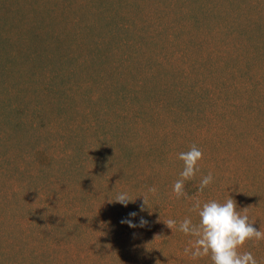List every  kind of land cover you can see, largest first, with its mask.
<instances>
[{"label":"trees","instance_id":"16d2710c","mask_svg":"<svg viewBox=\"0 0 264 264\" xmlns=\"http://www.w3.org/2000/svg\"><path fill=\"white\" fill-rule=\"evenodd\" d=\"M67 1L70 6L78 0ZM91 1L103 6L102 3L114 4L120 0H79L73 14L80 16L75 22H80V27L77 30L74 26L67 33H55L46 18L37 13L39 2L28 5L20 16L25 18L21 24L12 25L5 20V30H0L1 41L5 31L8 33L12 26H20V32L28 36L25 57L30 60V67L40 69L51 59L52 43L55 44L53 53L62 52L56 59L59 66L70 67L66 77L58 74L69 85L61 92L56 91L60 102L48 100L46 108L35 110V122L26 119L23 112L27 93L40 89L30 87L31 78L21 67L7 66L13 58L10 52H2L0 48V259L8 253L5 247L13 245L20 251L21 262L11 264H36L33 251L20 246L21 238L33 230L47 232L45 237L53 250L65 245L68 249L80 248L72 264H188L192 261L213 264L210 257L194 260L185 254V248L194 239L191 235L172 233L168 228L161 244L153 233L160 224L166 226L165 219L176 220L178 226L187 217L198 224V214L190 210L194 199L203 204L210 200L223 203L228 198L236 201L238 211L248 207L249 221L260 230L264 227V155H253V161L247 155L237 168L211 171L213 183L202 193L200 181L209 170L200 164L195 178L184 183L187 197L175 198L172 188L181 178L184 167L179 153L189 151L191 143L198 140L194 135L196 119L189 108L198 98H192L189 104L183 96L184 88L175 96L176 104L158 103L149 99L150 94L145 91L146 79L184 74L179 68L183 53L170 51V47L178 45L174 35L191 32L182 20L194 14L198 7L204 8V0L197 7L191 6V0H154L153 17L149 21L120 22L104 33L97 28L105 10L103 7L96 12L92 8L88 10ZM124 1L140 9V0ZM261 1L212 2L226 11L230 8L249 11L244 21H251L261 10ZM168 13L178 23L174 30L168 29ZM229 13L233 14H226ZM228 30L234 36L245 35L240 25L232 24ZM234 42L243 48L239 41ZM212 44L213 69L218 70L228 61L238 62L242 57L229 52L234 46L231 42L225 45L219 40ZM76 89H83L94 99L96 108H76L72 94ZM47 91L45 87L44 93L52 94ZM187 92L196 94L193 86ZM56 104V113L61 115L69 108L78 112L73 118L57 119ZM222 114L233 117V110ZM213 117L218 116L215 113ZM198 133L202 138L208 134L199 122ZM225 134V141L216 136L218 145L229 142L232 130ZM218 155L227 158L228 153L223 151ZM31 166L37 167L30 169ZM152 187L157 189L154 194L149 191ZM121 192L136 199L127 206L110 201ZM142 195L147 196L150 207L141 208ZM141 219L147 221L143 226ZM128 220L136 227L122 222ZM3 226H12V232L2 235ZM178 233L182 235L176 238ZM129 242L133 250L127 248ZM248 242L239 251L259 254L256 260L264 264V240ZM166 246L172 253L163 252Z\"/></svg>","mask_w":264,"mask_h":264},{"label":"rangeland","instance_id":"374dc122","mask_svg":"<svg viewBox=\"0 0 264 264\" xmlns=\"http://www.w3.org/2000/svg\"><path fill=\"white\" fill-rule=\"evenodd\" d=\"M78 1L68 6L70 1L65 2V0H0V30H5L6 21H9V24L12 25L21 24V22L25 21V18L20 16L26 11L28 5L33 6L38 2L37 13H41L40 16L43 19L46 18V22L53 26L55 33H67L74 26H77L78 30L80 22H75L77 20L76 17L80 18V16L73 14ZM201 1L191 0L190 3L192 7H197ZM212 1L204 0V8L198 7L194 14L188 15L182 20L183 23H187L191 32L173 34L175 36L174 41L178 42V45H172L170 51L183 53L179 68L184 70V74L170 73L158 80L153 79L150 81L151 78L146 79L145 88L147 90L145 91L150 94L149 99L158 103L168 102L176 104L177 102H174L176 100L175 96H177L180 89L184 88L186 91L183 96L188 99L189 104L192 98H198L194 101L195 105L189 107L193 111V118L196 119L197 132L194 135L198 136V140L191 144H195L204 154L200 164L204 165L207 170L215 172L221 168L239 167L247 155L250 158L249 161H253L251 159L253 155H264V0L260 3L261 10L254 15L255 18L252 17L251 21H244L246 14L250 15L249 11L233 8H230V10L228 8L229 11H226L225 8L219 7ZM90 3L88 10L92 8V11L96 12L97 8L102 7L105 10L104 16H101L99 20L98 26L100 28H97V31L102 33L105 32V29L117 27L116 24L120 22L135 21L136 23H142L149 21L153 17L152 6L154 0H146V2L145 0H140V9L134 8L131 2L127 3L124 0L114 4L102 3L103 6H98L97 2L91 1ZM164 7L165 9L168 8L165 4ZM51 9L53 10L50 12ZM219 9L222 10L218 11ZM227 12L233 14L229 13L230 15H227ZM168 14L169 17L166 19L168 29L174 30L178 27V23L173 15ZM106 15L109 16V19H106ZM232 24L240 25L245 35L234 36L231 34L228 28H231ZM1 37L0 48H2V52H10V57L13 58V61L7 66L11 68L15 64L17 68L21 67L25 74L31 78L29 80V83H31L30 87L34 86L40 89L27 93V106L23 112L24 115L26 114V119H33L36 122L35 110L46 108L48 100L51 103L60 102L59 94L56 91L61 92L66 87H69L68 80L63 76L66 77L70 67L61 68L59 66L56 59L62 52L53 53L55 46L53 43V49L51 54H49L51 59L45 61L47 63H43L45 65L41 66L40 69L30 67V60L27 61L25 57L28 36L24 31L20 32V26H12L8 33L5 31V35ZM219 40L225 45L229 42L234 44L229 52L242 57L239 58L238 62L228 61V65L224 64L216 70L212 68L215 55L212 43ZM234 40L239 41L243 48L235 43ZM234 64L238 65V67ZM42 81L45 82L42 86L41 84L43 83H37ZM192 86L196 90L195 95L187 92ZM42 87H44V91L45 87H47L49 90L47 92L52 94L47 95L44 93L41 90ZM73 93V97H75L73 104L78 106L76 108L82 110H84V107L96 108L94 99L84 93L83 89L73 90ZM199 94L202 95L200 96ZM218 97L220 98L218 99ZM200 99L203 103H201ZM55 108L54 113L57 112V104ZM230 110H233L234 118L222 114V112L227 113ZM77 112L76 109L69 108L65 114L56 113L54 116L57 119L61 116L68 119L73 118ZM218 112H220L221 117L217 114ZM215 113L218 116L217 118L213 117ZM198 122L208 131L204 138L198 133ZM227 130H232L229 142L218 145L215 142L217 140L216 136L225 141V132ZM43 131L40 130V132ZM33 132H38L39 134L38 130H33ZM223 151L228 153L227 158L219 157L218 153ZM35 167L37 166L29 168L33 169ZM16 218L18 216L13 219ZM2 230V235L11 233L13 227L3 226ZM167 231L168 227L160 224L153 233L155 240L164 244L163 235ZM45 235H47V232L27 231L25 236L21 238L20 246H22V249L26 248L33 251V256H35L34 263L36 264H72L78 256L80 248L73 247L68 249L65 245L53 250L52 246L48 244ZM181 235L178 233L176 238ZM248 244L249 242L246 243V245ZM160 247L162 248L163 246ZM127 248L133 250L131 242L127 243ZM17 249L13 245L6 246L5 250L8 253L6 257L0 259V264L21 262L20 251H17ZM169 250L170 248L166 246L163 252L167 254L171 252ZM150 256L152 257L151 254ZM253 256L257 259L260 255L253 254ZM188 264H197V261H192Z\"/></svg>","mask_w":264,"mask_h":264},{"label":"clouds","instance_id":"9594fccd","mask_svg":"<svg viewBox=\"0 0 264 264\" xmlns=\"http://www.w3.org/2000/svg\"><path fill=\"white\" fill-rule=\"evenodd\" d=\"M204 154L195 144L190 147L189 151L179 153V159L183 161V170L180 173V179L175 181L172 192L175 198L187 197L184 190L186 180L195 178L200 170V162L203 160ZM214 177L211 171L202 177L199 185V191L202 193L205 188L213 183ZM151 193H155L157 189L152 187L149 189ZM144 198V205L149 206L147 196ZM136 199V198H135ZM131 198L126 192L119 193L114 200L124 206ZM150 207V206H149ZM199 216V223L194 224L190 218L183 219L177 226L174 219H165L163 222L172 230L191 235L194 239L190 242V247L185 248V254L190 255L192 259L210 257L213 264H258L251 252L239 251L246 242H259L264 240V227L257 230L249 221L247 214L248 207L237 210V203L233 198H228L225 202L220 203L216 200H210L201 204L199 199H194L192 208ZM130 215L135 216V213ZM129 224L130 227H136L132 221H122ZM147 221L141 219L140 224L143 226Z\"/></svg>","mask_w":264,"mask_h":264}]
</instances>
